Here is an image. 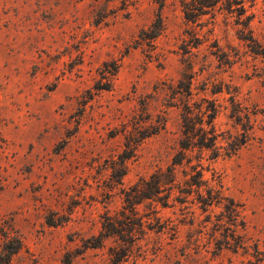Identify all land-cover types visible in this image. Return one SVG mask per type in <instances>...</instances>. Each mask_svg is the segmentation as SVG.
Listing matches in <instances>:
<instances>
[{"label": "rangeland", "instance_id": "1", "mask_svg": "<svg viewBox=\"0 0 264 264\" xmlns=\"http://www.w3.org/2000/svg\"><path fill=\"white\" fill-rule=\"evenodd\" d=\"M238 1L0 0V264H112L105 221L144 223L121 264H264V0ZM190 73L217 107L220 202L186 199L177 168L167 207L138 203L178 151Z\"/></svg>", "mask_w": 264, "mask_h": 264}, {"label": "trees", "instance_id": "2", "mask_svg": "<svg viewBox=\"0 0 264 264\" xmlns=\"http://www.w3.org/2000/svg\"><path fill=\"white\" fill-rule=\"evenodd\" d=\"M195 3L196 0H192ZM236 0H203V8L215 7L218 3H225L229 6L227 10L231 12V7ZM240 5V11L244 10L243 0L238 1ZM159 8L162 7V0H157ZM196 7L188 5L183 7L184 17L186 20H190L189 16L197 9ZM242 13H240L241 15ZM156 25L153 28L156 30L154 36L155 38L159 31L162 29V20L159 14L156 16ZM193 73L183 75V78L187 80L185 95H182L180 104V119H181V137L178 141V151L172 158L170 166L163 171H159L151 175L148 182H143L135 189L139 190L141 200H150L154 202H159L163 208L167 207L168 199L171 197L172 192L177 189L179 185V180L177 176V168H183L185 175L188 179L184 184L189 188L188 196L193 192L197 195V201L201 206H211L214 203L219 204L220 194L214 185L210 184L207 180L203 179L204 172H207V166H204L203 153L211 151L212 155L209 160H215L221 156V147L217 142L218 136L214 131V120L217 115V107L211 101L201 100V103H196L193 99V94L191 91V83L193 80ZM206 104V105H205ZM157 130L148 135H143L142 139L154 135ZM126 140V147L128 149H133V141L129 138ZM238 149L237 145H229V151L225 153V156L233 155ZM197 153V154H196ZM168 191V196L162 195L164 192ZM203 192L207 195L206 198L203 197ZM127 201V199H126ZM187 200L181 202V204L186 203ZM136 201L131 204H138ZM143 222L137 221H105L102 225V237L111 238L116 242L122 243L123 246L119 247L117 252L113 249L111 250L115 256V260L112 264H121L120 262L131 253L134 246L133 239L138 240L140 235L143 233ZM101 241L92 246V248H98L102 244Z\"/></svg>", "mask_w": 264, "mask_h": 264}]
</instances>
